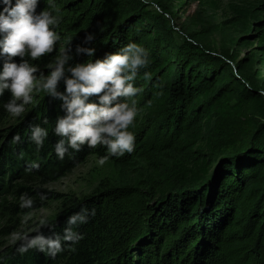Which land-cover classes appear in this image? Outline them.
<instances>
[{"label":"trees","instance_id":"trees-1","mask_svg":"<svg viewBox=\"0 0 264 264\" xmlns=\"http://www.w3.org/2000/svg\"><path fill=\"white\" fill-rule=\"evenodd\" d=\"M176 1L182 6L188 2ZM189 1L219 9L225 0ZM226 1L247 26L246 32L250 30L242 40L258 42L252 59L264 60V0ZM56 3L61 10L56 51L32 62L45 74V65L61 48L74 53L87 34L95 36L87 45L95 48V55L77 57L73 63L103 59L129 43L149 53L150 64L139 70L133 82L143 88L134 98L139 111L129 129L136 138L134 151L109 156L118 167L136 166L141 171L132 182L103 184L45 220L47 226L41 229L45 236H63L71 215L82 208L95 209L88 223L74 229L84 236L75 252L66 249L55 258L36 249L18 253L19 242L13 244L11 234L39 225L33 222L23 231L25 214L60 197L46 185L66 177L92 155L109 154L105 146L83 145L79 152L70 149L61 160L55 152L60 137L54 129L57 117L64 115L62 102L34 94L21 117H12L4 108L11 99L5 91L0 96V264H264V103L257 89L247 85L243 69L249 59L236 65L239 75L228 71L229 65L218 56L204 55L202 60L199 53L182 51L183 61L178 56L174 62V48L161 33L163 15L151 14L143 0ZM46 8L47 0H39L37 13ZM5 60L0 56V73ZM145 72L151 73L150 80L143 78ZM59 90L64 91L63 81ZM227 101H234L247 118L251 115L250 124L236 123L240 117L232 110L227 115L231 121L215 135H207L206 125L218 110L228 112V104L223 106ZM89 102H98V97H90ZM161 108L171 112L163 118L150 117ZM36 125L48 131L39 150L31 140V127ZM17 135L19 141L13 142ZM33 162L39 169L28 171ZM25 193L34 199L32 210L20 208ZM41 193L48 198L41 201ZM136 199L141 202L132 205Z\"/></svg>","mask_w":264,"mask_h":264},{"label":"clouds","instance_id":"clouds-1","mask_svg":"<svg viewBox=\"0 0 264 264\" xmlns=\"http://www.w3.org/2000/svg\"><path fill=\"white\" fill-rule=\"evenodd\" d=\"M2 3L0 56L6 57V60L0 73V96L5 91L11 95L4 105L6 111L12 117H21L25 106L33 103L34 94L44 93L52 100L62 102L60 107L64 115L57 117L54 129L55 135L60 137L55 152L61 160L70 149L79 152L83 145L89 148L106 147L109 155L100 158V165L106 163L109 156L122 157L125 153H132L136 138L129 129L134 126L139 111L134 98L143 92V88L134 86L133 82L139 70L150 64L147 50L136 43H129L116 53L106 54L103 59L73 63L77 57L95 55V48L87 46L95 36L87 34L74 53L70 48H61L45 65V74L39 64L32 62L56 51L60 36L55 29L61 23V10L56 0H47V8L38 13L39 0H2ZM15 57L20 58L19 63L13 62ZM143 78L150 80L151 73L145 72ZM61 81L63 92L59 90ZM90 97H98V102H89ZM47 136L45 128L38 125L31 127V140L38 150ZM19 139L17 135L13 142ZM32 169L38 170L39 164L33 162L28 171ZM47 198L46 194H40L41 201ZM33 206V198L26 193L20 196V208L32 210ZM90 216H95V209L89 212L82 208L80 213L71 215L63 236H45L41 229L47 226V221L41 219L39 225L30 230L35 235L13 232L11 242H19L16 251L20 254L36 249L55 258L66 249L75 252V245L84 236L74 229L88 223ZM30 219L31 211L25 214L23 222L27 223Z\"/></svg>","mask_w":264,"mask_h":264},{"label":"rangeland","instance_id":"rangeland-1","mask_svg":"<svg viewBox=\"0 0 264 264\" xmlns=\"http://www.w3.org/2000/svg\"><path fill=\"white\" fill-rule=\"evenodd\" d=\"M143 2L146 3L147 10L151 14L163 15L161 33L169 37L174 48L173 61L178 60V56L183 61L184 58L182 57L188 51L199 53L202 60L205 59L204 55L218 56L225 64L229 65L228 71L231 70L234 74L239 75L240 71L236 65L242 59H249L247 66L243 69V73L248 77L247 85L257 89L264 103V60L260 57L252 59L254 48L258 42L245 43L242 40V37L249 34L250 30L246 32L247 26L241 24L238 17L230 11L228 1L225 0L219 9L189 0L185 6L176 0H143ZM188 43H191V48L186 46ZM182 51L183 55L180 56L179 53ZM173 71L174 69H172V73ZM227 104L228 101L223 106ZM227 106L228 112L223 109L218 110L216 118L211 119L206 125L207 135L209 133L214 134L215 130L225 125L226 121H231L227 115H230L232 110H235L240 117V121L236 123L248 127L251 115L247 118V114L241 113L235 107L234 101H231ZM248 109L252 110L251 107ZM169 112L171 111L161 108L156 113L151 114L150 117L153 119L163 118ZM142 146L144 149L148 147H145V143ZM100 158L98 155H92L84 164L75 168L66 177L47 184L45 188L60 194V197L47 203L45 207L34 211L32 219L24 223L25 226L22 230L28 231L29 225L33 222L53 218L68 208L73 201L91 195L95 189L100 188L103 184L118 185L124 182H132L140 174L141 169L135 168L136 166L118 167L109 158L106 163L100 165ZM140 202V199H136L132 205H137ZM30 230L29 233H31ZM1 250L3 249L0 248Z\"/></svg>","mask_w":264,"mask_h":264}]
</instances>
